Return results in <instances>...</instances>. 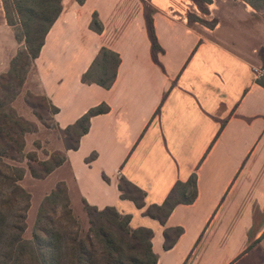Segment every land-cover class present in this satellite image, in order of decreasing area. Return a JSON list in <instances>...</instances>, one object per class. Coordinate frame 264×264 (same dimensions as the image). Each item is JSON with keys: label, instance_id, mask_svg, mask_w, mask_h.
Here are the masks:
<instances>
[{"label": "crops", "instance_id": "obj_1", "mask_svg": "<svg viewBox=\"0 0 264 264\" xmlns=\"http://www.w3.org/2000/svg\"><path fill=\"white\" fill-rule=\"evenodd\" d=\"M193 0H61L24 87L45 95L63 129L100 103L75 149L51 173L72 205L114 206L152 231L156 264H261L264 254V19L244 0L219 5L212 27L190 21ZM102 24L90 28L93 15ZM209 15V14H208ZM153 40L158 48H153ZM19 46L0 0V73ZM101 47L120 62L109 88L84 83ZM195 173L197 194L161 224L144 214ZM121 177L145 192L121 197ZM181 227L172 247L164 230ZM264 259V256L262 257Z\"/></svg>", "mask_w": 264, "mask_h": 264}, {"label": "trees", "instance_id": "obj_2", "mask_svg": "<svg viewBox=\"0 0 264 264\" xmlns=\"http://www.w3.org/2000/svg\"><path fill=\"white\" fill-rule=\"evenodd\" d=\"M244 1L256 11L264 9V0ZM2 2L6 21L12 26L18 42L21 39L14 29L15 25L18 24L25 30L23 32L24 46L17 49L16 54L10 60L8 71L2 74L6 77L7 83L11 84L15 81V72L20 76V65L26 62L25 58L28 57L29 64H31L38 56L45 35L61 10V0H11L15 12L13 18L10 16L5 0ZM90 28L97 32L102 30V24L95 14L92 16ZM35 32H39L37 40L32 37ZM31 44H34L32 51L29 50ZM152 45L154 49L158 48L155 40ZM258 56L260 59L262 58L261 55ZM119 62L118 53L101 47L87 70L82 74V82L95 83L103 88H109L115 80ZM25 73L19 77V84L25 81L27 75ZM255 81L264 87V73L257 76ZM40 95L36 99L41 101L40 104L43 103L42 106L48 104L53 119L57 108L45 95ZM2 96L0 94V251L2 250L0 256L11 260V255L15 254L13 264H156L157 257L151 248L152 231L150 228H131L129 214H120L114 206H105L99 209L84 200L82 206L88 217V232L84 236L73 234L68 237L65 256L60 247L61 236L57 233L55 238L52 237L47 242L48 255L43 253L37 245L33 246L30 241L21 238L29 194L17 182L23 175V169L5 162L3 158L14 159L15 155L22 152V135L28 129L26 127L22 129V125L27 122L19 117L14 110L4 109L5 99ZM108 109L107 104L100 103L89 108L73 124L63 128L66 130L80 129L75 145L67 149L77 147L80 136L88 130L91 116L107 112ZM64 159L65 152L61 159L52 164L46 160L40 161L39 165L44 168L41 172L35 171L31 166L29 167L30 172L34 177L40 178L52 172L62 164ZM123 183L126 185V189ZM57 184L66 188L63 181ZM118 189L121 192V197L132 200L136 207L142 208L145 205V192L126 178L119 179ZM196 194V175L192 173L186 181H176L162 203L149 204L145 208L144 214L164 224L176 204L191 203ZM42 215L43 212L39 214L38 223H41ZM181 233V227L166 228L163 248L172 247Z\"/></svg>", "mask_w": 264, "mask_h": 264}, {"label": "rangeland", "instance_id": "obj_3", "mask_svg": "<svg viewBox=\"0 0 264 264\" xmlns=\"http://www.w3.org/2000/svg\"><path fill=\"white\" fill-rule=\"evenodd\" d=\"M193 1L194 3L191 5L193 7L188 13L190 21L195 22L197 25L212 27L218 19V14H220V6L212 5V13H210L206 5L210 0ZM5 2L10 16L13 18L15 12L12 2L11 0H5ZM257 12L264 19V9ZM14 29L21 39L18 48H22L24 46L23 32L25 30L18 24L15 25ZM38 35L39 32H35L32 37L37 40ZM33 49L34 44H31L29 50L32 51ZM258 55H261L262 58L260 59ZM257 56L260 61L257 76H260L264 73V47L258 49ZM25 61L20 65V76L15 72V81L11 84H8L6 77L2 75L8 71L9 67L6 71L0 73V94L5 99L4 109L14 110L19 117L27 122L22 125V129H25V127L28 129L22 135V152L15 155L14 159L3 158V160L23 169V175L17 182L29 194L27 209L24 212V228L21 238L30 241L33 246L37 245L43 253L48 255L47 242L52 237L55 238L57 233L61 236L60 247L62 254L65 256L68 237L73 236V234L84 236L88 232V217L81 203L77 202V204L72 205L67 187L64 189L61 184H57L62 180H54V175L50 176L51 172L40 178L34 177L29 167L31 166L35 171L41 172L44 168L39 165L40 161L46 160L49 164H52L61 159L65 150L75 145L77 133L80 129L66 130L58 128L52 119L48 104L42 106L43 103L40 104L41 101L36 99L41 95L26 90L24 81L19 84V77H22L24 72L27 74L31 70L32 63L29 64L28 57L25 58ZM123 185L126 189V185L124 183ZM42 212L41 223H38L39 214ZM0 253H2V250ZM259 256L255 260L264 264V259H262L264 254ZM14 257L15 254L11 255V260H6L0 256V263L13 264Z\"/></svg>", "mask_w": 264, "mask_h": 264}]
</instances>
